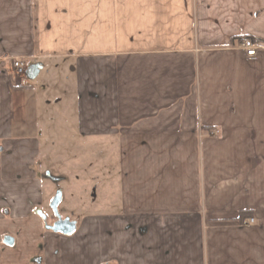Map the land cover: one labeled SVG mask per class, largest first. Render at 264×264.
I'll return each mask as SVG.
<instances>
[{
	"label": "crops",
	"instance_id": "obj_1",
	"mask_svg": "<svg viewBox=\"0 0 264 264\" xmlns=\"http://www.w3.org/2000/svg\"><path fill=\"white\" fill-rule=\"evenodd\" d=\"M73 138L98 210L66 236L30 210ZM3 204L0 264H264V0H0Z\"/></svg>",
	"mask_w": 264,
	"mask_h": 264
},
{
	"label": "rangeland",
	"instance_id": "obj_2",
	"mask_svg": "<svg viewBox=\"0 0 264 264\" xmlns=\"http://www.w3.org/2000/svg\"><path fill=\"white\" fill-rule=\"evenodd\" d=\"M87 140H81L77 138L73 139H66L62 141L63 144V150L68 154V158L66 159V162L64 164H61V170H64L65 172H68V180L67 183H61L59 182L56 184L57 178L54 176L55 173H53V170L51 169V164L53 166L52 160L54 157H46L42 159V164L44 165V169L38 174L39 179L42 182V190H43V198L42 202L38 206H32L31 208V218L38 220L42 225L43 228L46 230H49L50 227H52L57 221L69 219L70 221H78L75 212L76 211H85V207L91 208L93 211H97L98 207L96 205L97 203V197H98V188L97 185H91L88 188H76L69 185L70 180H84L85 178H81V173L87 172V167L90 165L83 164L84 160L86 158L84 156H77L74 155L76 153H72V149L75 145V147L85 145ZM92 142V143H91ZM87 143L92 145L95 149H91V154H96L98 150H96V142L89 140ZM98 143V142H97ZM62 147V146H61ZM90 160L93 159L92 155H88ZM57 160V159H56ZM59 162V161H58ZM73 162L74 168L72 169L73 165L70 167V163ZM83 165V168L81 167ZM75 166L77 168H75ZM75 176L74 178H71ZM60 196V202L58 203L56 210L52 209L51 203L55 199L56 196ZM76 195V196H75ZM87 203V205H85ZM83 206V207H82ZM14 209V213H12ZM22 212V210L19 209L18 205H14V208H12L10 205H0V227L1 224H9V226H16L20 220V217H18V212ZM75 214V216H74ZM79 222V221H78ZM77 225V224H76ZM7 231H1L0 229V246L3 244V239L5 237H9Z\"/></svg>",
	"mask_w": 264,
	"mask_h": 264
},
{
	"label": "water",
	"instance_id": "obj_3",
	"mask_svg": "<svg viewBox=\"0 0 264 264\" xmlns=\"http://www.w3.org/2000/svg\"><path fill=\"white\" fill-rule=\"evenodd\" d=\"M60 202V196H56L55 199L51 203L52 209L56 210L58 203ZM76 223L74 221H70L69 219L57 221L49 230L55 233H61L63 235L69 236L75 232ZM14 240L11 237H5L3 239V244L6 246H12Z\"/></svg>",
	"mask_w": 264,
	"mask_h": 264
},
{
	"label": "built area",
	"instance_id": "obj_4",
	"mask_svg": "<svg viewBox=\"0 0 264 264\" xmlns=\"http://www.w3.org/2000/svg\"><path fill=\"white\" fill-rule=\"evenodd\" d=\"M240 49L244 51L246 58L248 57L249 59H254L258 55V45L251 40L245 39L240 44ZM12 67L16 75H23L26 71V65L19 59L14 58L12 60Z\"/></svg>",
	"mask_w": 264,
	"mask_h": 264
}]
</instances>
